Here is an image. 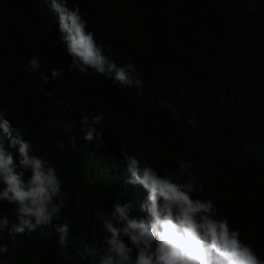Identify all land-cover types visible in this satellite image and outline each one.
I'll return each instance as SVG.
<instances>
[{
	"label": "trees",
	"instance_id": "trees-1",
	"mask_svg": "<svg viewBox=\"0 0 264 264\" xmlns=\"http://www.w3.org/2000/svg\"><path fill=\"white\" fill-rule=\"evenodd\" d=\"M0 112V264H264V0H0Z\"/></svg>",
	"mask_w": 264,
	"mask_h": 264
},
{
	"label": "clouds",
	"instance_id": "clouds-1",
	"mask_svg": "<svg viewBox=\"0 0 264 264\" xmlns=\"http://www.w3.org/2000/svg\"><path fill=\"white\" fill-rule=\"evenodd\" d=\"M9 128H10V126H9L7 118L3 115L2 112H0V142L3 144L7 143V140L9 139L8 136L13 135L10 132ZM14 144H16V140H15ZM218 235L219 234L216 233L215 231H213L212 229L207 230V243L212 242V246L216 252L221 249L220 243L218 240Z\"/></svg>",
	"mask_w": 264,
	"mask_h": 264
}]
</instances>
